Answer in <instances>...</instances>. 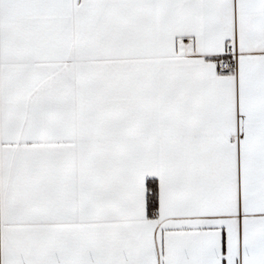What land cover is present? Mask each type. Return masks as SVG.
Returning <instances> with one entry per match:
<instances>
[{
	"label": "snow or ice",
	"instance_id": "6c2138e0",
	"mask_svg": "<svg viewBox=\"0 0 264 264\" xmlns=\"http://www.w3.org/2000/svg\"><path fill=\"white\" fill-rule=\"evenodd\" d=\"M0 264H264V0H0Z\"/></svg>",
	"mask_w": 264,
	"mask_h": 264
}]
</instances>
